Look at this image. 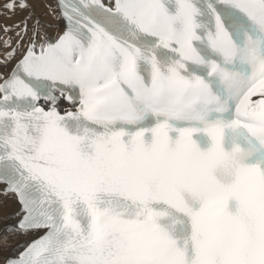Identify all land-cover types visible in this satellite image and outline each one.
I'll use <instances>...</instances> for the list:
<instances>
[{"label": "snow or ice", "instance_id": "6c2138e0", "mask_svg": "<svg viewBox=\"0 0 264 264\" xmlns=\"http://www.w3.org/2000/svg\"><path fill=\"white\" fill-rule=\"evenodd\" d=\"M41 2L0 0V264H264V0Z\"/></svg>", "mask_w": 264, "mask_h": 264}, {"label": "bare ground", "instance_id": "6f19581e", "mask_svg": "<svg viewBox=\"0 0 264 264\" xmlns=\"http://www.w3.org/2000/svg\"><path fill=\"white\" fill-rule=\"evenodd\" d=\"M44 2H52L54 3V0H44ZM35 3V16L38 17L41 21L46 26V30L50 35H55L57 33V24H60L61 29L63 27L62 22L56 21L51 15H49L48 9L44 6V3L41 2V0H34ZM26 15V13H17L15 16H13L11 19H2L0 18V25L7 23V24H13L18 20H21L23 16ZM31 23V22H30ZM51 23L53 26L52 27H47V25ZM11 35L14 36V33H10ZM3 33L0 31V36H2ZM11 67V65H10ZM0 70H6V69H0ZM18 207V205L9 198L4 197L2 194H0V228L3 227L4 221H3V216L5 214H11L15 211V209ZM26 239H29V237H15L13 238V244L15 245L17 242L23 243ZM3 253H0V259H2Z\"/></svg>", "mask_w": 264, "mask_h": 264}]
</instances>
